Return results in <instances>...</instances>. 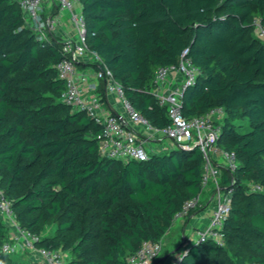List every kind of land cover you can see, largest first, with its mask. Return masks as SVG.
Wrapping results in <instances>:
<instances>
[{"label":"trees","instance_id":"1","mask_svg":"<svg viewBox=\"0 0 264 264\" xmlns=\"http://www.w3.org/2000/svg\"><path fill=\"white\" fill-rule=\"evenodd\" d=\"M89 48L106 66L133 106L157 127L169 123L153 93L158 67L186 51L199 68L183 88L186 117L224 110L220 140L235 152V192L223 226V244L188 243L179 264H264V0H80ZM63 43L46 45L25 26L14 0H0V186L21 228L39 237L55 224L53 238L37 245L68 247L69 264H126L144 240L160 241L183 203L201 191L197 148L151 152L126 161L101 156V124L62 103L64 81L55 65ZM103 95V83L98 85ZM222 170L221 185L231 184ZM206 204L201 203L188 218ZM0 219V264L11 242ZM151 264H164L171 254Z\"/></svg>","mask_w":264,"mask_h":264},{"label":"built area","instance_id":"2","mask_svg":"<svg viewBox=\"0 0 264 264\" xmlns=\"http://www.w3.org/2000/svg\"><path fill=\"white\" fill-rule=\"evenodd\" d=\"M14 1L22 11L25 26L35 34L38 41L46 45L50 38H57L63 43L62 51L67 56L55 65L58 77L65 84L59 100L85 111L95 122L101 124V131L97 136L101 156L121 161H146L154 151H167L172 148L199 150L203 159L201 190L208 189L210 214L204 226H191L187 229L188 238L184 247L188 243H200L205 240L223 244V226L232 207L236 182L233 173L238 167V159L235 152L218 148L224 116L222 108H213L204 115L189 118L183 114L182 90L186 84L192 83L199 73V68L186 56V51H183L178 62L160 66L154 73L152 91L159 104L166 106L169 119L166 126L157 127L133 106L121 84L113 79L111 69L97 66L83 71L77 67L80 62L86 64L88 61L100 60L98 54L89 48L80 0ZM64 13L68 15L72 30L60 35L57 32L60 25L59 16ZM252 24L254 34L264 41V25L260 19L254 18ZM172 75H179L183 84L165 89V82ZM100 82L103 83V95H100L97 89ZM107 95L115 97L120 110L105 114ZM223 169L230 172L232 182L228 186L220 183ZM249 190L261 192L264 191V186L253 182L249 184ZM200 204L199 193L183 203L174 221L188 218L189 213ZM0 219L7 226L12 239L2 245L3 252L9 254L22 243L25 249L32 252L35 264H69L60 249L37 245L39 237L19 226L11 202L1 186ZM162 251V240H144L136 251L127 256L126 264H151ZM181 253L182 251L173 253L168 264H179Z\"/></svg>","mask_w":264,"mask_h":264},{"label":"rangeland","instance_id":"3","mask_svg":"<svg viewBox=\"0 0 264 264\" xmlns=\"http://www.w3.org/2000/svg\"><path fill=\"white\" fill-rule=\"evenodd\" d=\"M46 13H44L45 15ZM252 33L254 34L253 30ZM71 109H76L75 107H71ZM218 148L223 150L224 146H223V140H219L218 141ZM222 161V160H220ZM1 177V176H0ZM251 182H249L250 184ZM249 187V186H248ZM200 198V202H205L207 199V195L205 196V192L203 193V195L201 194ZM8 200L11 202L12 199ZM181 221V219H179ZM183 220L180 222L182 225ZM175 226L171 227L168 232L165 234L162 242H163V251L162 253L164 254L165 252H174L175 250L178 249V251H182L183 247L181 246L182 244H184L186 238H188L187 235V227L182 229L181 225L180 228H177V225L179 224V221H176ZM56 225L55 224H51V225H47L45 226L44 230L40 233L39 238L45 240V239H49V238H53L55 233H56ZM187 235V236H186ZM9 238H10V234H9ZM61 252L63 254V256H65V258L69 261L70 256L68 254V247H61ZM9 259L6 261V264H35L34 262V257H32V252H30L29 250L25 249L24 246L22 245V243H19V246H17V248L13 251L10 252L9 254ZM170 263L169 258L167 259V261H165L164 264H168Z\"/></svg>","mask_w":264,"mask_h":264},{"label":"crops","instance_id":"4","mask_svg":"<svg viewBox=\"0 0 264 264\" xmlns=\"http://www.w3.org/2000/svg\"><path fill=\"white\" fill-rule=\"evenodd\" d=\"M59 17H60V25H59V28H58L57 32L60 35H62L64 32H70L72 30V25H71V23L68 20V15L66 13H64V14H60ZM89 69H90V67L87 66V65L81 67V70H83V71H88ZM182 84H183V79L179 75H172L165 82V89H168V88H171V87H174V86H178L179 87V86H182ZM103 91H104V88H103ZM118 110H120V105L117 102V100L115 99V97L113 95H107L105 97V114L108 113V112H115V111H118ZM204 192H205V196L207 195L206 201L203 202L204 204H206V206L202 210H200L199 212H197V213L193 214L192 216H190L189 218L181 219V221L183 220L182 225L180 223L181 221L179 219H176L175 221H173V224H172L171 227L175 226L174 223L176 221H179V224L177 225V228H180V225H181L182 229H184L186 227L187 228H189V227L191 228V226L199 228V227L204 226L206 224V222L208 220V217H209V214H210V210L208 208V205H209V202H208L209 201L208 200L209 199L208 198L209 197L208 189H205L204 191L201 190L200 198H203V197H201V194L203 195ZM168 253H170V252H168ZM172 256H173V254H171V256L168 257L169 261L172 259Z\"/></svg>","mask_w":264,"mask_h":264},{"label":"water","instance_id":"5","mask_svg":"<svg viewBox=\"0 0 264 264\" xmlns=\"http://www.w3.org/2000/svg\"><path fill=\"white\" fill-rule=\"evenodd\" d=\"M186 85H188V84H186ZM182 93H183V90H182ZM182 93H181V94H182Z\"/></svg>","mask_w":264,"mask_h":264}]
</instances>
